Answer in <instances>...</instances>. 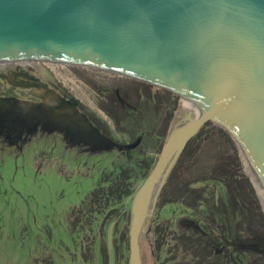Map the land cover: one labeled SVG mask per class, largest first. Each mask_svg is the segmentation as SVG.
I'll use <instances>...</instances> for the list:
<instances>
[{
  "label": "rangeland",
  "instance_id": "rangeland-1",
  "mask_svg": "<svg viewBox=\"0 0 264 264\" xmlns=\"http://www.w3.org/2000/svg\"><path fill=\"white\" fill-rule=\"evenodd\" d=\"M26 70L40 82L30 90L14 85L13 79L0 81V106L6 110L16 106L15 113L0 117V264H129L126 246L119 255L117 244L122 233L129 234L133 197L94 214L86 213L82 205L116 165L138 168L144 158L156 162L167 138L163 131L169 114L175 107L174 114L179 115L187 101L173 95L171 100L166 91L93 69L31 64ZM59 93L106 123L113 142L79 108L75 112L44 96ZM110 103H116V121L100 108ZM216 127L205 128L210 140L190 164L194 177H210L216 166L228 171L222 163L231 147L217 136ZM241 173L254 184L264 213V194L244 163ZM143 180L138 179L136 187ZM221 180L194 186L217 185L209 209L217 211L218 222L226 223L222 232L217 231L237 263L264 264V240L246 233L255 225L252 212L240 202L230 205ZM181 187L171 188L164 199L183 195ZM188 212L181 203L161 198L153 220L172 221ZM143 252L148 264H162L164 256L155 261L145 235Z\"/></svg>",
  "mask_w": 264,
  "mask_h": 264
},
{
  "label": "water",
  "instance_id": "water-1",
  "mask_svg": "<svg viewBox=\"0 0 264 264\" xmlns=\"http://www.w3.org/2000/svg\"><path fill=\"white\" fill-rule=\"evenodd\" d=\"M22 63L98 70L187 101L132 199L129 264H148L143 236L208 123L230 135L264 194V0H0V64Z\"/></svg>",
  "mask_w": 264,
  "mask_h": 264
},
{
  "label": "trees",
  "instance_id": "trees-1",
  "mask_svg": "<svg viewBox=\"0 0 264 264\" xmlns=\"http://www.w3.org/2000/svg\"><path fill=\"white\" fill-rule=\"evenodd\" d=\"M167 94L172 100L173 94L169 92ZM115 106L116 103H110L109 106L102 105L100 108L116 121ZM174 108L169 114L166 128L163 131L165 135L168 134L172 124L178 117V115L175 116L174 114ZM87 115H89L90 121L113 142L111 132L106 123L102 122L94 114L87 113ZM211 125L213 124L208 123L188 143L160 197L163 201L171 204L181 203L189 212L175 217L172 221L165 220L158 222L155 220L151 230L145 233L147 246L154 255L155 261L164 256L162 264H176L185 260H187L188 264H245L242 261L237 263L235 258L230 257L228 250L225 246L221 245L215 233L217 211L209 208L212 205L211 201H214L216 198L217 185L215 183L212 185L207 183L203 186H194L198 182L222 179L221 181L225 185L226 197L230 205L233 202H240L245 208L249 207L253 219L256 220L255 225H250L251 229L246 233L264 239V213L261 211L259 197L250 178L241 173L243 162L234 141L226 131L218 126L216 127L217 136L231 147L232 153L222 163L223 169L226 170L228 168V171L223 172L220 167L216 166L213 168L210 177L208 175L194 177V171L190 170V166L196 163L198 155L204 152L205 144L210 140V137L206 136L205 128ZM164 144L165 141L161 145V150ZM155 163L144 158L139 163L138 168L136 166L121 167L120 165H116L112 172H106L99 186L84 201L82 208L85 207L86 213L89 214L100 213L106 211L112 204H122L129 197H134L141 186L136 187L138 179L142 178L144 182ZM188 171L189 174H187ZM178 175L180 176L177 177ZM180 185L182 186L183 195L176 196L170 200L164 199L166 193L171 188ZM207 206L208 209L206 210ZM238 212L242 213V210H235L236 214ZM123 245L126 246L129 252L127 233H122L119 237V244H117L119 255L122 253L121 248ZM189 257L191 259H188Z\"/></svg>",
  "mask_w": 264,
  "mask_h": 264
},
{
  "label": "flooded vegetation",
  "instance_id": "flooded-vegetation-1",
  "mask_svg": "<svg viewBox=\"0 0 264 264\" xmlns=\"http://www.w3.org/2000/svg\"><path fill=\"white\" fill-rule=\"evenodd\" d=\"M27 66L28 65H25V66H22V65L21 66H17V65L2 66L0 64V70H1L0 71V81H2V80H10V81H12V79H13V84L14 85H16L18 87L19 86L20 87H23L24 89H26V88L29 89V88H31V86L34 87V86L38 85V83L40 84L39 79L35 75H33L31 72H29V71L26 70V67ZM6 70H11L13 72L10 73V74H8ZM17 78L19 80H16ZM59 94L62 97H64L62 93H59ZM44 96H45V94H44ZM0 102H1V99H0ZM17 106H19V105H17ZM78 108L87 115L86 111L82 108L80 102H78ZM15 109H16V106H15ZM15 109H8V110H6V109H4V105L3 106H0V117L3 118L6 115H10V114L15 113ZM87 116L89 118V115H87ZM217 220H219V219L217 218ZM153 223H154V220H153ZM223 223L224 222H221V221L218 222L217 221L216 228H215V233L217 234V236L219 238V242L221 243V245H223V246L226 247V249L228 250V254H230V257L234 259L235 258L234 252L232 251V249L230 247L227 246V244L223 241L222 237L219 235V232L217 231V229H219L222 232V230L225 228V225H226V223H224V225H223ZM251 236H253V235H251ZM260 239L264 240L263 238H260ZM233 242H236V241L234 240ZM237 253H239V252H236V254Z\"/></svg>",
  "mask_w": 264,
  "mask_h": 264
},
{
  "label": "bare ground",
  "instance_id": "bare-ground-1",
  "mask_svg": "<svg viewBox=\"0 0 264 264\" xmlns=\"http://www.w3.org/2000/svg\"><path fill=\"white\" fill-rule=\"evenodd\" d=\"M185 107H187V106H185ZM256 185H257V187L259 188V190H260V187L258 186V184L257 183H255Z\"/></svg>",
  "mask_w": 264,
  "mask_h": 264
},
{
  "label": "crops",
  "instance_id": "crops-1",
  "mask_svg": "<svg viewBox=\"0 0 264 264\" xmlns=\"http://www.w3.org/2000/svg\"><path fill=\"white\" fill-rule=\"evenodd\" d=\"M157 142H158V139H157Z\"/></svg>",
  "mask_w": 264,
  "mask_h": 264
}]
</instances>
